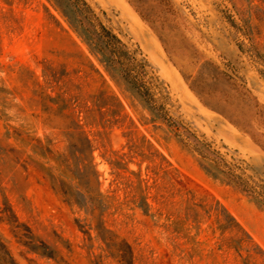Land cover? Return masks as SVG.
Segmentation results:
<instances>
[{
    "label": "rangeland",
    "instance_id": "rangeland-1",
    "mask_svg": "<svg viewBox=\"0 0 264 264\" xmlns=\"http://www.w3.org/2000/svg\"><path fill=\"white\" fill-rule=\"evenodd\" d=\"M86 1L126 45L131 73L152 99L145 102L90 52L63 15L64 0H0V79L18 88L0 105V209L7 201L17 217L0 219V264H120L94 231L89 239L80 230L88 216L55 191L34 147L39 138L65 152L64 120L29 103L31 90L6 67L26 65L41 76L43 61L61 77L47 92L75 97L100 189L114 202L105 224L131 244L133 264H264V205L206 173L191 150L193 136L211 141L245 176L264 182V0ZM154 148L181 184L158 179L164 204L151 188L146 215L130 202V171L144 176L153 163L140 154L153 158ZM116 160L127 170L110 164ZM187 191L194 195L189 210ZM221 206L252 239L239 251L206 212ZM31 235L51 257L19 242Z\"/></svg>",
    "mask_w": 264,
    "mask_h": 264
},
{
    "label": "trees",
    "instance_id": "trees-1",
    "mask_svg": "<svg viewBox=\"0 0 264 264\" xmlns=\"http://www.w3.org/2000/svg\"><path fill=\"white\" fill-rule=\"evenodd\" d=\"M63 4L61 7L63 15L83 42L86 43L90 52L100 56V60L107 70L118 74L130 88L134 89L148 103L152 99V95L147 87L133 77L129 64L134 58L122 40L102 23L95 10L86 0H64ZM42 64V79L40 75L26 65H19L18 68L8 65L6 69L9 74H15V80L20 88L31 90L32 97L28 99L29 103L36 104L45 113L52 111L64 120L62 129L67 141L65 152H54L50 148L48 140L43 142L39 138H34L36 141L35 149H40V155L45 159L43 167L46 170L47 179L65 203L78 207L88 216L89 223L84 225L78 223V226L89 239L92 237L91 232L94 231L96 237L104 244L109 256L120 264H133L134 250L131 244L105 224L104 215L114 206V202L111 201V196L103 193L100 189L99 174L92 156L91 140L78 115L75 116V97L73 95L65 96L64 91H59L56 95L48 93L49 84H58L61 77L56 72L52 62L43 61ZM1 68L4 66L1 65ZM16 90H18L17 87L12 90L7 88L5 81L0 79V105L5 107L9 98H15ZM114 98L122 106L119 98L117 96ZM0 116H3L2 113ZM7 134H10L8 128ZM192 140L191 150L197 155L199 163L206 173L234 185L257 203L264 205V182L258 183L252 179V176H245V167L241 166L234 158L228 160L225 153L213 146V142L195 136ZM149 147L150 150L153 148L150 142ZM154 151L153 158L145 153L140 154L143 161L148 160L153 163L151 166H146L144 176L141 169L137 172L130 171L134 176L130 185V202L146 215H149L152 209V204L149 202V190L151 188L155 190L152 198L160 205L164 204L162 200L164 196L161 190L165 186L158 185V179L168 180L173 186L181 184L178 175L170 174L171 170L168 167L171 164L164 155L155 148ZM123 156L124 154L120 155V159L123 160ZM110 164L117 169L127 170V167H123L121 160L111 161ZM174 171L177 173V169L174 168ZM168 175L171 176L168 177ZM150 178L153 179L152 184H149ZM178 191H180L179 188ZM185 194L187 195V210H189L191 208L189 203L190 205L193 203L194 195L189 191ZM206 212L209 216L215 214L217 228L222 234L226 232L231 234L229 238H226V244L229 247L239 251L252 243L249 234L226 208L221 206V209L218 210L210 207ZM0 213L1 220L13 224L10 219L12 216L14 221H17V217L7 201H4V208L0 209ZM188 215L187 213V217ZM28 238V240L19 239V242L32 251L41 252L49 257L52 256L51 253L40 251L41 249L36 243L38 239L34 235ZM98 262L94 261L93 263L98 264Z\"/></svg>",
    "mask_w": 264,
    "mask_h": 264
},
{
    "label": "bare ground",
    "instance_id": "bare-ground-1",
    "mask_svg": "<svg viewBox=\"0 0 264 264\" xmlns=\"http://www.w3.org/2000/svg\"><path fill=\"white\" fill-rule=\"evenodd\" d=\"M123 2H124V1H123ZM118 5H119V4H118ZM125 5H126V4L124 3V7H126ZM124 7H123V8H124ZM126 8H128V7H126ZM126 8H125V9H126ZM129 8H130V7H129ZM124 14H125V13H124ZM134 14H135V13H134ZM135 16H136V15H135ZM138 18H139V17H138ZM138 21H139V20H138ZM161 65H162V64H161ZM176 80H177V79H176ZM172 82H173V81H172ZM180 85H181V84H180ZM174 86H176V85H174ZM177 90H178V89H177ZM186 90H187V89H186ZM186 90H185V91H186Z\"/></svg>",
    "mask_w": 264,
    "mask_h": 264
}]
</instances>
